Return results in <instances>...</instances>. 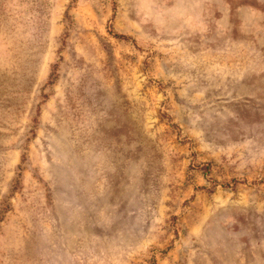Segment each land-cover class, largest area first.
<instances>
[{
  "label": "rangeland",
  "instance_id": "374dc122",
  "mask_svg": "<svg viewBox=\"0 0 264 264\" xmlns=\"http://www.w3.org/2000/svg\"><path fill=\"white\" fill-rule=\"evenodd\" d=\"M0 264H264V0H0Z\"/></svg>",
  "mask_w": 264,
  "mask_h": 264
},
{
  "label": "trees",
  "instance_id": "16d2710c",
  "mask_svg": "<svg viewBox=\"0 0 264 264\" xmlns=\"http://www.w3.org/2000/svg\"><path fill=\"white\" fill-rule=\"evenodd\" d=\"M115 38H120V39H123V37H122V36H120V35H116V36H115Z\"/></svg>",
  "mask_w": 264,
  "mask_h": 264
}]
</instances>
